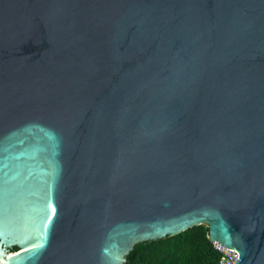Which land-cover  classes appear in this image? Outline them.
Masks as SVG:
<instances>
[{"label":"water","instance_id":"obj_1","mask_svg":"<svg viewBox=\"0 0 264 264\" xmlns=\"http://www.w3.org/2000/svg\"><path fill=\"white\" fill-rule=\"evenodd\" d=\"M200 224L264 264V0H0V264Z\"/></svg>","mask_w":264,"mask_h":264},{"label":"trees","instance_id":"obj_2","mask_svg":"<svg viewBox=\"0 0 264 264\" xmlns=\"http://www.w3.org/2000/svg\"><path fill=\"white\" fill-rule=\"evenodd\" d=\"M220 258L208 225L200 224L174 236L137 244L126 264H218Z\"/></svg>","mask_w":264,"mask_h":264},{"label":"built area","instance_id":"obj_3","mask_svg":"<svg viewBox=\"0 0 264 264\" xmlns=\"http://www.w3.org/2000/svg\"><path fill=\"white\" fill-rule=\"evenodd\" d=\"M214 245L221 253V258L218 264H236L239 260V253L236 249L225 247L217 242H214Z\"/></svg>","mask_w":264,"mask_h":264}]
</instances>
